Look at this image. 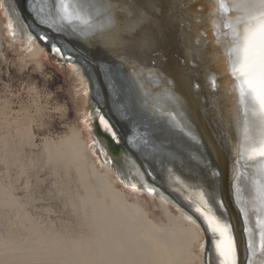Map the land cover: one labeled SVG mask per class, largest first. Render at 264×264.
<instances>
[{
    "label": "snow or ice",
    "instance_id": "1",
    "mask_svg": "<svg viewBox=\"0 0 264 264\" xmlns=\"http://www.w3.org/2000/svg\"><path fill=\"white\" fill-rule=\"evenodd\" d=\"M206 2L205 14L200 0H31L28 10L35 27L42 25L46 30L33 34V26L19 14L16 25L9 16L7 27L13 39L19 28L30 44L44 45L50 55L55 54L76 73L83 96L90 98L82 123L94 154H101L105 163L115 167L96 135L97 128L114 144L119 145L123 138L138 151L141 163L127 152L122 155L127 171L116 170L121 184L133 192L160 195L153 175L158 171L174 191L191 193L185 199L200 223L192 215L186 219L198 228L202 223L200 230L212 242L210 250L200 245L201 264H264V0ZM4 7L0 0V8ZM162 20L175 26L184 41L183 64L192 73L189 86L200 101L211 141L206 142L196 130L174 81L156 67ZM204 23L207 28L193 33L194 24ZM97 51L109 59L98 61L93 55ZM205 58L208 65L201 84L200 67ZM93 71L99 73L103 89L94 88ZM32 72L41 77L45 90L56 89L51 93L60 101L56 111H76L71 95H59L64 93L63 83L46 76L40 64ZM109 89L113 112L132 125L131 136L121 133L98 106L101 92ZM75 91L77 97L81 95L79 88ZM212 141L228 146L232 158L230 187L247 234L243 262L233 225L223 215L225 201L217 193L216 180L222 171L209 157ZM177 167L206 181L207 187L201 182L193 189ZM245 191L246 198L242 196Z\"/></svg>",
    "mask_w": 264,
    "mask_h": 264
},
{
    "label": "bare ground",
    "instance_id": "2",
    "mask_svg": "<svg viewBox=\"0 0 264 264\" xmlns=\"http://www.w3.org/2000/svg\"><path fill=\"white\" fill-rule=\"evenodd\" d=\"M200 2L206 14L208 4L206 0ZM30 3L31 0L28 5ZM4 5V8H0L2 14L0 15V54L6 35L9 40L6 41L7 44H20V48L25 52V58L43 66L46 47L38 42L30 44L26 34L19 28L16 29V38L13 39L7 27L9 16L13 25L17 23V14L22 20L24 17L14 0H4ZM24 13L26 14L24 21L34 28L33 34L36 31L46 30L42 25L35 27L36 22L29 10H24ZM207 27V23L194 24L193 33L197 28ZM158 51L160 56L156 58V67L174 81L175 91L186 102L196 130L206 142L211 141V130L207 120L200 113V101L189 86L192 73L183 64L184 41L177 35L175 26H169L167 20L161 21ZM208 51L210 52L211 49ZM95 53L99 58L98 61L109 59L101 51L93 54ZM51 55L55 56V54ZM57 61L60 65L69 68L77 79V88L80 89L83 113H85L89 110L90 98L83 96L84 88L73 69L68 64H62L58 59ZM207 65L208 61L205 58L200 67L201 84H203V71ZM92 80L94 88L100 86L103 89L99 73L93 71ZM203 92L204 90L202 94ZM98 99V106L101 107L102 112L111 116L112 122L121 133L131 136L132 125L122 122L118 119V114L113 112L110 89L102 91ZM9 107L7 102L0 106V160L7 171L11 166H18L21 175L26 172L24 148L35 145L33 130L35 119L28 113H17L16 118L9 117L8 113L11 111ZM140 131H143V128H140ZM96 135L113 159L115 167L105 163V158L101 154L93 153L91 140L87 141V137L79 127H73L69 135L58 140L45 139L41 151L47 159L46 164L52 166L55 174L60 178L63 175L62 181L68 190L66 205L70 207L72 215L78 219L77 224L73 225L64 220H58L57 223L51 219L35 218L27 210L26 204L14 193L17 179L9 177L7 183L0 180V264H201L200 245L206 246V233L200 230L204 227L202 223L198 228L196 224L186 219V215H192L200 223L198 214L193 212L185 199V196L191 193L188 191H183V194L177 193L161 179L162 173L158 171H153V175L156 176L155 186L159 187L160 195L149 194L143 190L133 192L130 188H127L128 191L120 188L118 186L120 178L116 175V170L119 168L121 171H127L121 159L122 155L127 152L137 163H141L140 154L123 138L117 151L114 152L110 147V138L106 134L97 128ZM212 143L209 157L213 165L222 171L221 197L232 219L239 257L243 262L245 234L230 187L232 158L228 146L221 147L215 141ZM125 145L133 149L132 153L125 148ZM37 161L41 159L38 158ZM143 167L147 165L142 164ZM73 170L76 172V179L72 178ZM184 174H187V171ZM184 174L182 176H186ZM149 182L152 183L150 178ZM148 199L153 202L154 210L148 206ZM29 200L31 201V198ZM155 210L161 212L158 220L151 217L156 215ZM5 212L9 213L11 223L16 227L13 228L11 223L3 226V223L9 220ZM196 246L198 254L195 252Z\"/></svg>",
    "mask_w": 264,
    "mask_h": 264
},
{
    "label": "rangeland",
    "instance_id": "3",
    "mask_svg": "<svg viewBox=\"0 0 264 264\" xmlns=\"http://www.w3.org/2000/svg\"><path fill=\"white\" fill-rule=\"evenodd\" d=\"M0 15L1 10H0ZM4 20V19H3ZM5 34V29L3 30ZM5 36L3 50L0 54V106L5 102L9 104V117L16 118L18 114H31L34 116L33 130L35 133L34 146H25L24 158L26 162V172L20 175L18 166H11L7 171L2 160H0V180L8 182V178L17 179L14 185V193L26 204L27 210L37 219H51L58 223V220L69 221L77 224L78 219L72 215L69 206L66 205L67 187L63 184L62 177H58L50 164H46V157L41 153L45 139L58 140L60 137L69 135L73 127H79L87 141L90 134L84 130L83 121V102L79 95L76 96L77 79L72 75L71 70L61 66L55 56L48 53L45 48V60H42L45 74L52 77L53 81L63 83L64 93L71 95L77 105L75 112L56 111L60 101L51 91L44 89V82L41 77L32 72L37 63L32 59L24 57L25 52L20 44H7L9 41ZM39 81V82H38ZM33 88L41 91H32ZM41 161H37V159ZM97 160L96 156H94ZM72 178L76 179V172L72 171ZM65 182V179H64ZM120 188L123 187L120 183ZM31 198V201L29 200ZM131 199V198H129ZM156 204L160 206L159 202ZM148 206L154 210L153 202L148 199ZM155 216L151 217L158 220L161 212L155 210ZM3 226L11 223V217ZM13 228L14 223L10 224ZM20 232L19 230H17ZM195 252L198 254V247Z\"/></svg>",
    "mask_w": 264,
    "mask_h": 264
},
{
    "label": "water",
    "instance_id": "4",
    "mask_svg": "<svg viewBox=\"0 0 264 264\" xmlns=\"http://www.w3.org/2000/svg\"><path fill=\"white\" fill-rule=\"evenodd\" d=\"M15 1V3H16V5H17V8H18V10H19V12H20V14L22 15V17H24V20H26V14L24 13V10H28V2H29V0H14ZM47 49V48H46ZM95 57H96V59L97 60H99V58H98V56H96V53L95 54H93ZM109 101V100H108ZM233 136H235V129H233ZM110 141V147H111V149L114 151V152H116L117 151V148H118V145H116V144H114L112 141H111V139L109 140ZM125 148L130 152V153H132V151H133V149H131V148H129V146H127V145H125ZM243 163V162H242ZM215 166V165H214ZM176 171H177V173L178 174H180V175H182V174H184V173H186V169H184V170H181V169H178V168H176ZM241 171H244V169L242 168L241 169ZM200 174H203V173H200ZM184 175H186V176H182L183 178L184 177H186V178H184V179H188L187 181H188V183L189 184H191L192 185V188L193 189H195L196 188V186H197V184L198 183H201V182H203L204 183V186L205 187H207V182L205 181H202V180H197V179H194L192 176H189V175H187V174H184ZM201 177L203 176V175H200ZM188 177H190V178H188ZM220 185H221V180H220V178L218 179V180H216V188H217V193H218V195H219V197L222 199V197H221V192H220ZM210 190V189H209ZM232 191V190H231ZM242 196L243 197H247V192L245 191L244 193H242ZM239 210V209H238ZM240 214V213H239ZM223 215L224 216H226V218L232 223V225H233V222H232V219H231V217H230V215H229V212L228 211H226V212H224L223 213ZM240 217H241V224H242V227H243V229H244V222H243V217H242V215L240 214ZM244 231V230H243ZM206 233V250H210L211 249V245H212V243H211V240H210V237H209V234L207 233V232H205ZM233 233H234V235H235V228H234V225H233ZM244 234H245V243H244V245H246V241H247V234L244 232Z\"/></svg>",
    "mask_w": 264,
    "mask_h": 264
}]
</instances>
